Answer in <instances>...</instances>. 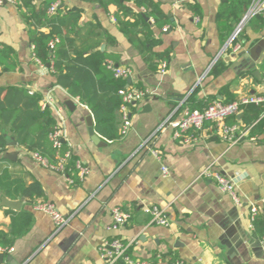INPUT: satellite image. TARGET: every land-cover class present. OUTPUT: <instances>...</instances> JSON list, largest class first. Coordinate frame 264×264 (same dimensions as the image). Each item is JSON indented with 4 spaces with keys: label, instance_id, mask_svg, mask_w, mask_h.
<instances>
[{
    "label": "crops",
    "instance_id": "crops-1",
    "mask_svg": "<svg viewBox=\"0 0 264 264\" xmlns=\"http://www.w3.org/2000/svg\"><path fill=\"white\" fill-rule=\"evenodd\" d=\"M43 1H32V9ZM146 1L167 21L162 29L135 0L54 1L61 16L79 13L76 35L64 30L79 49L106 55L115 66L131 71L130 83L113 78L117 91L145 94L128 108L131 126L120 140L96 133L90 111L55 85L51 69L34 59L17 5H0V44L13 53L17 66L13 72L0 71V88H23L39 96L63 142L87 169L83 178L69 183L37 165L2 130L7 146L0 152L2 166L27 184L38 183L43 191L38 200L22 199L19 211L0 205V230L5 232L8 212L33 215L31 229L9 253L17 264H105L99 247L113 240L128 246L133 264H264L259 239L250 227V207L264 205V130L254 136L255 142L235 145L222 141L212 123L193 133L195 140L188 144L171 128L153 135L169 115L180 119L182 104L190 108L192 101V107L200 109L212 101L264 96V19L261 27L247 24L235 45L227 46L218 25L226 0ZM235 26L232 20V29ZM148 52L155 56L153 66L145 60ZM161 57L166 60L159 63ZM256 71L261 80L254 76ZM68 101L73 108L65 105ZM89 116L104 145L91 141ZM240 117L241 113L237 120ZM121 124L117 112L115 129ZM10 141L15 146H8ZM7 153H17L15 161L6 159ZM209 165L236 182L241 206H235L211 178L200 176ZM17 201L21 200L12 202ZM40 203L52 204L68 223L56 230L49 216L33 209ZM152 206L165 211L168 226L151 224L146 209ZM115 208L130 215L119 229H112Z\"/></svg>",
    "mask_w": 264,
    "mask_h": 264
},
{
    "label": "trees",
    "instance_id": "trees-1",
    "mask_svg": "<svg viewBox=\"0 0 264 264\" xmlns=\"http://www.w3.org/2000/svg\"><path fill=\"white\" fill-rule=\"evenodd\" d=\"M32 1L34 0H17L16 5L25 21L34 59L40 65L51 69L55 76V85L90 111L98 135L107 140H120L122 137L120 128L115 129L116 114L120 111L123 102L113 82L114 74L106 66V62L110 60L100 53L85 54L84 49L76 46L74 38L64 33V30L69 29L76 35L75 28L80 19L79 13L61 16L57 7L54 13L49 14L48 10L55 0H44L34 11L31 7ZM135 1L146 12V16L152 18L157 28L162 29L167 25L164 16L151 3L146 0ZM251 2L252 0H226L218 19L222 37L229 39L235 29L231 27L232 20L237 26ZM121 10L126 11L124 8ZM262 19L264 16L254 17L248 24L252 26L258 23L261 27ZM115 20L122 24L119 18ZM41 27L48 28V33L41 31ZM145 60L150 66L155 64V56L152 53L148 52ZM165 60V57H161L159 63ZM16 68L13 53L0 44V71L13 72ZM192 103L191 101V107ZM191 107L192 110L196 109ZM240 112L239 120L237 116H231L226 119V124L245 127L256 123L251 136H257L264 130V118L260 119L263 112L261 106L253 104L242 106ZM3 129L14 137L17 146L30 154H37L51 165H57L59 159L70 152L65 166L66 177L73 182L78 180L79 175L75 165L78 160L72 155L68 145L61 142L60 147L56 149L50 141V135L57 126L48 109L42 108L39 96L23 88H0V152L6 151L7 148L2 134ZM3 162L0 161V198L3 196L12 201L18 199L33 201L42 198L43 191L38 183L27 184L24 177L15 176L8 167H3ZM8 214L10 215L9 231L0 230V251L5 256L9 255L15 241L24 237L33 224V215L28 211L21 210L17 213L10 211ZM251 224L255 237L259 240L264 238V205L258 207V213Z\"/></svg>",
    "mask_w": 264,
    "mask_h": 264
},
{
    "label": "built area",
    "instance_id": "built-area-1",
    "mask_svg": "<svg viewBox=\"0 0 264 264\" xmlns=\"http://www.w3.org/2000/svg\"><path fill=\"white\" fill-rule=\"evenodd\" d=\"M16 5L17 0H0L1 4ZM57 9V4H53L48 10L49 14H52ZM258 16H264V0H252L249 9L245 12L244 16L240 22L235 27L233 33L226 42L227 46L233 45L235 40L239 37L244 27L248 22ZM163 31H166L164 29ZM238 50V47H236ZM39 64V63H38ZM40 65V64H39ZM106 66L108 70H111L114 74V79L124 80L131 75V71L124 68H119L115 66L112 62L107 61ZM165 65H161V73H164ZM118 95L121 96L123 105L120 108V114L122 118V124L120 127V135L123 137L127 135L131 122L129 118L128 108L133 103L141 101L145 94L139 91H133L128 89L120 88L117 91ZM259 105L263 108L262 115L260 119L264 118V96H250L241 98L232 103H223V102H212L200 109H190L189 107L183 106L181 108L180 119L174 120L172 116L169 115L166 117L156 128L153 135L164 131L167 128L174 130L175 136L181 137L184 144L190 143L192 140H195L193 133L199 132L203 129L206 123H212L214 129L220 136L222 141H225L229 145H235L241 141H251L255 142L256 138L251 136V133L255 127L256 123H253L249 126L240 127L237 125L228 126L226 124V119L231 116H237L240 112V107L246 105ZM42 108H45V105L42 104ZM151 135V136H153ZM148 140V139H147ZM147 140L144 142L146 144ZM50 141L52 142L54 148L58 149L61 142H63V135L61 130L57 129L50 135ZM70 157V152L66 153L64 157H61L57 165H51L47 160L38 156L37 154H31V159L39 166L55 172L57 174L66 177L65 166L68 163V158ZM76 169L78 170L79 178H83L87 174V169L82 167L79 161L76 162ZM166 168H162V173L166 174ZM200 176L211 178L221 192L227 194L233 201L235 206H241V199L236 190V182L218 172H215L212 168V165L207 166L200 173ZM69 183L72 181L66 177ZM35 211L46 214L51 218L56 230L61 229L65 226L69 218L63 217L57 212L55 207L50 203H40L33 207ZM146 213L150 216L151 224L158 226L166 227L168 226V219L166 217L165 211L158 207L152 206L146 209ZM258 213V207H250V216L251 223L253 218ZM112 218V229H119L123 227L130 219V215L127 212H124L118 208H115L111 211ZM252 229V224H251ZM261 250L264 253V238L259 240ZM1 252V251H0ZM11 252V250H10ZM128 246L124 244L121 240H113L111 242H106L99 247V254L101 259L105 264H118L120 262L125 264H133L134 261L127 255ZM138 264V263H136Z\"/></svg>",
    "mask_w": 264,
    "mask_h": 264
},
{
    "label": "water",
    "instance_id": "water-1",
    "mask_svg": "<svg viewBox=\"0 0 264 264\" xmlns=\"http://www.w3.org/2000/svg\"><path fill=\"white\" fill-rule=\"evenodd\" d=\"M41 1H42V0H41ZM143 17H144V19H145L146 21H148L147 17H145L144 15H143ZM46 67H48V66H46ZM254 76H255L256 78H258L259 80H261V75H260L257 71L254 72ZM130 82H131V77H128V78H127V83H130ZM65 105H66L68 108H73V107H74V105H73V103H72L71 101L66 102ZM86 122H87L88 133H89V136H90L91 141H92L95 145H97V146H99V145H104V144L101 142L100 138H99V137L94 133V131H93L92 116H89V117L86 119ZM7 145H8V146H15V143H14L13 141H10V142L7 143ZM16 156H17V153H7V154L5 155V158L8 159V160H10V161H15ZM22 201H23V200L21 199V201L12 202V201H8V200L5 199V198H1L0 205H1L2 207H5V208H7V209H10V210L19 211L20 206H21V202H22ZM4 262H6V263H8V264H17V263H15V261L12 259V257H11L10 255L5 256L3 253L0 252V264H2V263H4Z\"/></svg>",
    "mask_w": 264,
    "mask_h": 264
}]
</instances>
